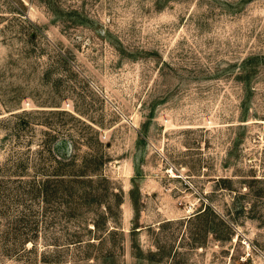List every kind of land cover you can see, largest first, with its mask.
Wrapping results in <instances>:
<instances>
[{"label": "rangeland", "instance_id": "1", "mask_svg": "<svg viewBox=\"0 0 264 264\" xmlns=\"http://www.w3.org/2000/svg\"><path fill=\"white\" fill-rule=\"evenodd\" d=\"M0 264H264V0H0Z\"/></svg>", "mask_w": 264, "mask_h": 264}]
</instances>
